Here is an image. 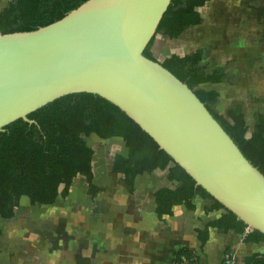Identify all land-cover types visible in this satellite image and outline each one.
<instances>
[{
    "label": "water",
    "instance_id": "95a60500",
    "mask_svg": "<svg viewBox=\"0 0 264 264\" xmlns=\"http://www.w3.org/2000/svg\"><path fill=\"white\" fill-rule=\"evenodd\" d=\"M171 1L87 0L48 25L0 32V129L19 118L33 123L31 112L61 96L98 94L197 185L264 233V174L195 89L144 55Z\"/></svg>",
    "mask_w": 264,
    "mask_h": 264
},
{
    "label": "trees",
    "instance_id": "16d2710c",
    "mask_svg": "<svg viewBox=\"0 0 264 264\" xmlns=\"http://www.w3.org/2000/svg\"><path fill=\"white\" fill-rule=\"evenodd\" d=\"M87 0H12L0 11V32L30 31L48 25L64 17ZM210 0H172L164 13L157 31L170 39L179 38L192 25L203 20L198 8ZM155 34V35H156ZM155 36L144 50V55L156 59L151 46ZM204 49L185 55L172 54L162 64L195 89L231 138L240 147L250 162L264 174V114L260 113L250 136L249 125L237 103L226 113L214 108L220 93L216 89H196L199 84L220 83L229 80L228 64L210 68L203 62ZM34 122L19 118L0 129V217L15 216L23 196L31 204H54L59 196L66 198L74 178L83 175L88 194L95 198L105 191V186L94 183V148L85 136L95 133L102 139L120 137L127 147V154H115L111 172L122 174L124 186L134 192L138 175L167 170L168 181H176L175 187L162 186L153 194L156 213L160 219L172 215L173 207L184 204L195 210L197 196L208 198L212 203L205 212L223 210L215 219L208 220L204 228H196L201 248L209 239L210 227L223 233H242L244 242L264 241V233L252 229L245 233L248 225L207 190L197 185L195 179L181 167L170 154L118 106L106 98L89 92H76L61 96L28 115ZM2 229L0 228V235ZM231 249L227 247L226 250ZM1 253V248H0ZM182 256L194 264H200L196 249L183 246L176 250L167 264H181ZM243 264H264V253L245 257Z\"/></svg>",
    "mask_w": 264,
    "mask_h": 264
},
{
    "label": "rangeland",
    "instance_id": "374dc122",
    "mask_svg": "<svg viewBox=\"0 0 264 264\" xmlns=\"http://www.w3.org/2000/svg\"><path fill=\"white\" fill-rule=\"evenodd\" d=\"M10 1L0 0V11ZM200 13L202 22L179 38L157 33L151 46L154 57L163 61L201 46L210 68L226 62L232 65L231 79L215 85L221 93L214 108L226 113L240 100L254 105L252 93L256 96L255 92L264 89V0H210L200 7ZM245 71L255 79L251 83H255L254 88L245 86ZM211 87L199 84L196 89ZM247 122L250 134L254 129L252 117ZM101 139L92 133L85 140L96 149L94 182L107 189L92 198L85 177L78 175L68 196L59 197L54 204L33 205L21 199L13 218L0 217V264H136L138 256L140 264L164 263L162 258L156 263L148 259L159 250L158 245L150 247V227L156 223L152 195L137 194L133 199L123 187V176L111 172L115 154L127 153L123 139ZM166 173L157 169L137 176L135 182L153 181L151 190L175 186L177 182L168 181ZM72 189L78 194L72 195ZM216 213L206 215L214 217ZM127 236L132 239L128 241ZM212 258L210 264L216 257Z\"/></svg>",
    "mask_w": 264,
    "mask_h": 264
},
{
    "label": "crops",
    "instance_id": "0c3cea01",
    "mask_svg": "<svg viewBox=\"0 0 264 264\" xmlns=\"http://www.w3.org/2000/svg\"><path fill=\"white\" fill-rule=\"evenodd\" d=\"M191 28H193V29L196 28V25H192L190 27V29ZM187 30H189V29H187ZM184 32H186V31H184ZM199 47H201V46H199ZM187 53H190V52H185L184 54H180V55H185ZM204 61L205 60L203 57V62ZM225 64H227V62L223 63V64H217L216 66H223ZM216 66L214 65L211 68H214ZM231 66H232L231 63L228 64V71L229 72L231 71ZM248 74H249V71L244 72L245 86H248L250 84V86L254 88L255 83H254V86L251 83H252V81H255V79L252 76H249ZM223 82H225V81H223ZM223 82L206 83L203 85L212 86L209 89H216L219 92V90L215 87V85L222 84ZM253 88H252V92H253ZM255 94H256V96L253 93L251 96V99L253 101H255V102H253V103H255L254 105H250V104H248V102H244L243 100L237 101L240 104H242V111L245 114L246 120L248 121V119H250V117H252V125L253 126L255 125V121L257 120L259 114L260 113L264 114V97H263L264 89L262 88V89L258 90L257 92H255ZM259 97H262V98H259ZM86 138H87V136H85V139ZM87 144L89 146H91L92 148H94V150H96L95 147H93L88 142H87ZM126 154H123V155H126ZM94 156H93L92 164H94L93 163ZM94 170H95V168L93 166V172H94ZM144 174H147V173H144ZM94 176H95V174H94ZM142 182L137 183V181H136L134 183V192L131 193V195H132L133 199H134V196H137V194H139L141 196H145L146 194H150L153 197V203H154L153 208L155 211L156 223H155V225H152V227H150L151 238H152V242L150 243L151 244L150 247L155 248V245H158L159 250L157 251L158 253L156 252L152 256L151 255L148 256V259L151 261V263H156L157 258H159V260H161V258H162L161 261H164L163 264H167L170 261V259H172L175 251L180 249L183 246H189V247H193L196 249L197 254L200 256V264H210L211 259H213L212 255L216 257L214 260V264H223L222 263V256H223V253L227 247H231V249L235 251L239 264H243L244 259L247 256H250V255H252L254 253H258V252L264 253V241L244 242V240H243L244 235L242 233H236L234 231H230L228 233H223L216 227H210L209 239L205 243L203 248H201V242L198 239L196 228H204V226L208 220L215 219V218L219 217L221 215V213L223 212V210H215V211H213V212H217L215 214V216L214 217H208V215H206L204 208H205V206L210 205L212 203V200H210L208 198H203L201 196H197L194 199V203L196 204L195 210L188 209L184 204H178V205H175L173 207V214L172 215H164L163 218L160 219L156 213V210H155L156 209V201H155V196L153 193L158 188H160L162 186H169V185L158 186L157 188L151 190V186L154 184L153 181L149 180V181H145L143 183ZM177 184L178 183H176V185ZM98 186H103V185H98ZM175 186H172V187H175ZM123 187L127 190V188L125 186H123ZM71 193H72V195H75L74 193L78 194V191H76L75 189H72ZM87 193H88V191H87ZM59 197H61V196H59ZM61 198H63V197H61ZM142 198L144 200L145 197H142ZM21 199H22V201L24 199H25V201L29 200V198L27 196H23ZM210 213H212V211L209 212L208 214H210ZM171 223H172V225H171ZM160 224L168 225L170 228H165V227L160 228V227H162ZM158 225H159V227H158ZM161 232H163V233H161ZM132 233H133V231H130L129 235H131ZM132 236H127L125 238L128 239V241H129L130 239H132ZM157 239H159V240L157 241ZM139 240H140V236H139ZM138 257H139V260L137 261L136 264L141 263V256H138Z\"/></svg>",
    "mask_w": 264,
    "mask_h": 264
},
{
    "label": "built area",
    "instance_id": "2783aa9c",
    "mask_svg": "<svg viewBox=\"0 0 264 264\" xmlns=\"http://www.w3.org/2000/svg\"><path fill=\"white\" fill-rule=\"evenodd\" d=\"M252 230L251 227H247L245 229V233ZM222 263L223 264H239L237 260V256L234 250L229 249L225 250L222 256ZM181 264H194L192 261H188L184 256H182V263Z\"/></svg>",
    "mask_w": 264,
    "mask_h": 264
}]
</instances>
